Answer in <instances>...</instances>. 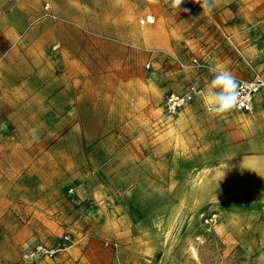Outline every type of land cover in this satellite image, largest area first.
<instances>
[{
    "label": "crops",
    "instance_id": "crops-1",
    "mask_svg": "<svg viewBox=\"0 0 264 264\" xmlns=\"http://www.w3.org/2000/svg\"><path fill=\"white\" fill-rule=\"evenodd\" d=\"M45 1L48 0H0V167H25L7 193L0 190V229H7V215L16 214L24 219L23 222L29 217V223L38 218L52 224L53 237L63 229L78 228L86 234H95L101 228L117 236L123 246L118 257H87L85 252L45 258L35 264H145L150 237L143 229H147L144 227L151 218L154 220L155 216L159 222L162 219L167 225L165 228L180 225L191 218L199 204L212 198L223 205L245 209L252 216L264 212V89L255 95L250 113L231 110L222 116H210L199 95L189 107L202 109L181 113V116L205 118L209 124H218L219 136L213 146L217 144L220 149L217 154L220 162L212 167L213 171L204 173L203 180L219 181L220 197H213L210 190L199 197L196 194L192 183L199 179L197 167H194L196 162H193L197 154L191 151L177 156L179 165H189V168L175 169V206L154 213L143 208L142 220L125 213L118 205L117 193L105 191L102 182L85 183L62 177L67 172L63 167L75 162L71 152L81 153L78 160L94 165L102 166L108 161L123 165L129 161L128 150L133 148L132 143L109 142L93 135L114 132L121 137L134 130L128 122L134 117L133 99L126 96L133 91V57L128 56L131 52L125 49L126 78L121 80L117 90L109 84H96L95 80L84 78L72 83L69 78L55 76V66L68 69L75 63L83 72L82 76L79 72L78 77H84L87 62L91 60L87 55L97 53L100 48L85 46L83 37L71 51L66 44L69 32L59 24H42L50 20L43 17ZM189 5L194 7L191 15L193 38L189 41L186 59L197 58L207 65V69L178 70L173 92H182L189 83L202 89L212 79L211 66L226 67L238 82L264 81V0H214L210 11L203 10L196 0H190ZM56 20L61 19L57 17ZM162 34L169 40L160 50L175 51V38L182 36L180 30H163ZM59 42L61 49L54 55L51 48ZM139 42L141 49L147 48L145 38ZM71 53H76L77 57L71 58ZM162 60L166 69L167 63ZM76 85L74 92L72 88ZM113 91L114 99L110 95ZM118 94L123 96L119 98ZM32 130L37 132L38 142L32 140ZM192 147L189 145V150ZM184 148L179 143L174 145V150ZM86 151L96 155L87 156ZM107 152H110L109 159ZM71 184L77 186L69 189ZM183 185L184 191L189 187L185 193L181 192ZM68 189L74 190L79 202L89 200L90 206L77 209L70 203ZM78 201L73 200V203ZM104 206L110 207L109 212L102 210ZM13 228L15 232L19 226L14 224ZM78 233L77 236L81 235L80 231ZM13 239L12 254L3 249L0 264H34L19 256L16 247L22 242L18 235L15 234ZM88 243V246L92 245V242Z\"/></svg>",
    "mask_w": 264,
    "mask_h": 264
},
{
    "label": "rangeland",
    "instance_id": "rangeland-1",
    "mask_svg": "<svg viewBox=\"0 0 264 264\" xmlns=\"http://www.w3.org/2000/svg\"><path fill=\"white\" fill-rule=\"evenodd\" d=\"M45 2L50 4L52 12L61 20L44 18L50 20H45L42 24L46 22L59 24L69 32V41L65 43L71 47V51H73L72 47L83 41V37L85 46L100 48L97 53L87 55L91 60L87 62L84 77H78V73L83 72L75 63L68 69L55 66V76L69 78L72 83H78L84 78L95 80L96 84H109L108 86H113L117 90L118 84L126 78L125 49L131 52L128 56L133 57V74H131L133 91H129L126 96L128 99L132 96L133 99L134 117L128 122L130 121L129 124L134 126V130L131 134L123 133L121 137L114 132L93 135L109 142L118 140L132 143L133 148L128 150L129 161L123 165L115 162L110 164L109 161L102 166L94 165L78 160V157L81 159V153L78 155L71 152L75 162L69 167H63L67 172L61 176L66 180L77 182H102L105 191H110L113 195L117 193L118 205L125 213L129 212L133 218L142 220L140 215L143 208L147 212L154 213L175 206L173 204L175 169L189 168V165L180 166L177 156L180 153L189 154L191 151L192 154H197L193 162H196L197 166L194 167H197L199 179L192 183L196 194L199 197L210 190L213 197H220L221 183L203 180L205 172L213 171L212 167L219 165L220 162L217 157L220 149L217 148V144L213 146V142L219 136L218 124H209L205 118L181 116L184 110H201L202 108L198 106L189 107V105L174 115H167L163 111L165 95L176 90L175 79L179 69L167 60L164 69L162 60L164 57L149 52V50L164 49L162 46L168 44L169 39H165L163 30H180L182 36L175 38L177 41L175 51L169 53L186 59L189 41L193 38L191 15L194 13V7L189 5L190 0H184L179 11L172 6L171 0H48ZM145 15H152L155 23L140 25L139 20ZM143 38L147 41L148 49L139 47V41ZM61 45L60 42L54 44L51 48L52 52L60 50ZM70 57H77V54L71 53ZM149 62L151 66L146 69L145 65ZM131 75L128 74L130 77ZM72 89L76 92L77 85ZM110 95L115 98L114 91ZM122 96L118 94L117 97ZM177 143L185 148L174 150V145ZM191 144L196 151L189 150ZM86 154L87 156L90 154L91 157L96 155L93 151H86ZM106 157L109 159L110 152H107ZM22 168L0 167L1 191L6 190L7 193V189L19 176ZM58 175L60 176V173ZM75 185L71 184L68 188L72 189ZM181 188V192L185 193L189 187L187 186L186 191L184 185ZM69 189L67 196L70 195V203L77 209L80 210L81 206H90L89 200L83 199L79 202L74 190L70 193ZM73 200L78 202L73 203ZM109 208L104 206L102 210L109 212ZM185 208L188 210L187 205ZM211 212L218 214L219 223L212 232L207 233L202 226V217ZM246 212L245 209L226 206L212 198L207 203L199 204L191 218L188 217L180 225L173 224L165 228L166 223L162 219L159 222L154 216V220L151 218L144 227L147 229H143L150 237L149 249H146L148 254L144 255L148 258L145 264H254L259 252L264 251V212H260L259 216L258 214L252 216ZM23 220L16 214L6 216L7 229H0V254L3 249L12 254L15 234L22 242L18 247L15 246L18 248L19 256L34 264L45 258L53 259L62 254L78 255L85 252L88 254L87 257H118V252L122 250L120 239H116L117 236L109 233L108 230L100 228L95 234L90 232L86 234L84 230L78 228L63 229L53 237L52 224L48 225L38 218L32 223H29V217L25 218L24 222ZM14 224L19 226L15 232ZM78 231L81 232L79 236H77ZM65 232H69L73 238V249L52 256L37 252L40 245L48 249L54 247L59 236ZM4 236H6L5 246ZM84 239L87 241L83 242ZM107 241H117L118 250L105 246ZM88 242H92V245L88 246ZM119 257H122V254Z\"/></svg>",
    "mask_w": 264,
    "mask_h": 264
},
{
    "label": "built area",
    "instance_id": "built-area-1",
    "mask_svg": "<svg viewBox=\"0 0 264 264\" xmlns=\"http://www.w3.org/2000/svg\"><path fill=\"white\" fill-rule=\"evenodd\" d=\"M43 17L50 18L52 20H56V15L52 12L50 4L44 3L43 5ZM155 23V18L152 15H145L139 20V24L142 26H147ZM151 53H158L163 56L165 60L168 62L171 61L176 65V67L183 72H191L198 71L202 69H207V65L203 62L199 61L197 58L183 59L177 57L167 51L163 50H149ZM151 63H147L145 65L146 69H149ZM240 85V102L239 105L233 110L250 113L253 111L254 106V97L257 93L264 89V81L260 79H255L250 82H238ZM201 89L194 83H189L185 86L182 92L175 93L169 92L165 95L163 99V111L167 115H174L186 107L191 105L198 96V93ZM70 193L72 190L69 191ZM219 223V216L216 212H211L202 217V226L203 229L210 233L214 230V228ZM74 242L71 234L69 232H65L61 234L56 242V245L52 248H45L43 245H40L37 248V252L40 254H46L49 256L55 255L58 252H65L73 247ZM105 246H108L114 250H118L119 243L117 241H107L105 242Z\"/></svg>",
    "mask_w": 264,
    "mask_h": 264
},
{
    "label": "clouds",
    "instance_id": "clouds-1",
    "mask_svg": "<svg viewBox=\"0 0 264 264\" xmlns=\"http://www.w3.org/2000/svg\"><path fill=\"white\" fill-rule=\"evenodd\" d=\"M184 0H171L174 8L180 10ZM202 9L209 11L214 6V0H196ZM209 72L212 79L205 83L198 95L206 112L213 117L222 116L233 110L240 102V85L230 70L226 67L211 66ZM32 140L38 142L39 136L32 130ZM254 264H264V251H260L255 258Z\"/></svg>",
    "mask_w": 264,
    "mask_h": 264
}]
</instances>
